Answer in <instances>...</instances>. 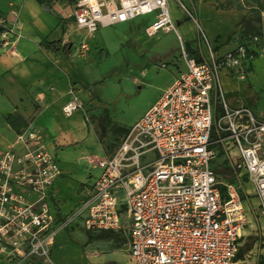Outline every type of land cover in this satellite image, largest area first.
I'll list each match as a JSON object with an SVG mask.
<instances>
[{
  "label": "built area",
  "instance_id": "obj_1",
  "mask_svg": "<svg viewBox=\"0 0 264 264\" xmlns=\"http://www.w3.org/2000/svg\"><path fill=\"white\" fill-rule=\"evenodd\" d=\"M169 3L74 2L75 25L88 35L157 10L146 33L176 32L186 64L116 152L98 162L101 173L81 203L83 225L92 234H127L133 264H244L238 253L247 242L249 214L260 228L264 219V117L249 106L229 104L220 80L233 72L225 59L237 62L246 53L240 48L238 57L220 54L201 29L185 47ZM79 49L86 53L90 47L83 42ZM64 110L69 116L79 107L70 103ZM219 157L234 181L215 169ZM60 177L55 155L35 128L16 133L0 150V264L53 263L52 248L64 226L54 206ZM242 184H250L253 193ZM251 195L256 203L247 205Z\"/></svg>",
  "mask_w": 264,
  "mask_h": 264
},
{
  "label": "rangeland",
  "instance_id": "obj_2",
  "mask_svg": "<svg viewBox=\"0 0 264 264\" xmlns=\"http://www.w3.org/2000/svg\"><path fill=\"white\" fill-rule=\"evenodd\" d=\"M47 2L55 5L58 10L68 9L71 12L75 1L47 0ZM182 2L193 12L194 19L186 21L188 18L177 0H170L169 9L185 47L197 39L198 31L201 29L220 54L232 53L238 57L240 55L238 50L243 48L246 58L242 57L237 62L225 59V64L233 71L230 73L231 76L225 77L223 74L221 77L225 97L229 104L249 106L256 116L264 117V0H182ZM157 14L156 10L125 23L103 27L92 35L79 29L72 33L76 37L74 49L81 42L87 43L90 47L86 53L79 50L78 55L94 59L95 71L85 76L87 79L85 84H93V87L88 92L80 80L72 81L68 87L71 100L62 105L59 112L66 118L64 108L70 103L78 104L79 110L76 112L83 113L89 135L94 140L93 148L97 152L96 155L103 152L108 157L112 156L121 145L126 130L144 116L186 68L181 56L182 44L176 32L161 31L153 37L146 33V28L156 20ZM70 20L75 25L72 16ZM0 27L3 31L10 29L6 22L0 23ZM234 71H237V74H233ZM45 106L44 103L36 101L27 102L8 123L17 133L27 131L40 117L39 114L44 112ZM102 116H106L104 125L99 124V118ZM0 121L2 123L0 125H4V119L1 118ZM36 128L44 130L41 126ZM2 142L4 132L0 127V150H4V145L1 147ZM52 145L51 151L63 176L68 177L70 172L80 174L83 166L78 170L77 151L86 150V142L77 143V147ZM65 153L70 158H67ZM93 161L98 164V159L94 158ZM214 165L220 174V171L229 170L224 157H219ZM97 174L98 171L95 175ZM242 186L249 194L253 193L250 184ZM245 200L247 205H250V200L256 203L253 195L250 198L245 197ZM81 206L82 204H78L62 220L64 226L58 230L51 252L52 264H133L128 250L127 234L111 233L110 238L99 239L97 234H92L84 228ZM260 223L261 228L253 215L249 214V225L245 230L247 239L255 237L264 241V219H261ZM89 235L94 239L90 240ZM255 247L256 245L253 248ZM240 261H244V264H264V243H258L256 251L244 256ZM22 264L47 263L40 260Z\"/></svg>",
  "mask_w": 264,
  "mask_h": 264
},
{
  "label": "crops",
  "instance_id": "obj_3",
  "mask_svg": "<svg viewBox=\"0 0 264 264\" xmlns=\"http://www.w3.org/2000/svg\"><path fill=\"white\" fill-rule=\"evenodd\" d=\"M52 8V12L44 11L38 0H0V21L5 20L10 25L9 30L0 34V119H4V125H0L4 132L1 147L4 145V150L7 149L17 133L6 116L12 118L21 111L23 104L32 101L46 105L30 129L43 127L44 130H37L44 136L50 150L52 144L77 147V143L86 142V150L77 151L78 170L83 166L80 174L70 172L64 177L60 169L61 177L56 182L54 206L56 214L59 211L58 219L63 220L82 203L87 189L98 179L101 170L94 158L99 162L106 155L103 152L96 155L94 140L89 135L82 111L76 112L67 125L64 124L66 118L59 112L62 105L71 100L69 84L76 80L87 83L84 70L94 69V59L78 55L83 42L74 49L76 37L72 33L78 28L70 20L73 9L70 12L68 9L58 10L55 5ZM55 41H61L63 47L71 44L70 58L67 59L63 51L54 52L47 48L48 43ZM222 92L226 98L223 85Z\"/></svg>",
  "mask_w": 264,
  "mask_h": 264
},
{
  "label": "trees",
  "instance_id": "obj_4",
  "mask_svg": "<svg viewBox=\"0 0 264 264\" xmlns=\"http://www.w3.org/2000/svg\"><path fill=\"white\" fill-rule=\"evenodd\" d=\"M38 2L40 3V5L44 9V11H47V12L53 11L52 5L50 3H48L47 0H38ZM186 21H189V19H186ZM246 26L251 27L250 25H246ZM252 30H254V29H252ZM2 32H3V28L0 27V34ZM252 33H253V31H252ZM47 48L49 50L54 51V52L63 51V53L67 59L71 57V44L70 43L63 47L61 41L50 42L47 44ZM81 83H82L83 88L88 92L93 87V84L86 85L85 82H81ZM10 118H11L10 115L6 116V120H8V122H9ZM105 119H106V116H102L101 118H99V124L104 125ZM128 130H126V132H125L126 134H127ZM220 172L228 180H230V181L235 180V177L232 176L230 169L229 170H223ZM57 214L59 216V211H57ZM111 235H112L111 232H103L101 234H98L97 237L99 239H107V238H110ZM88 237L90 240L94 239L92 235H89ZM256 241H257V238H255V237H249L247 239V242L245 243V245L239 249V253H238V259L239 260L243 259L244 255L254 247V244Z\"/></svg>",
  "mask_w": 264,
  "mask_h": 264
},
{
  "label": "bare ground",
  "instance_id": "obj_5",
  "mask_svg": "<svg viewBox=\"0 0 264 264\" xmlns=\"http://www.w3.org/2000/svg\"><path fill=\"white\" fill-rule=\"evenodd\" d=\"M84 71H85V72H84V75H85V76H87L88 73H93V72H94V70H93L92 67H90V68H88V69H86V70H84ZM74 116H75V113L70 114L69 116L67 115L66 119L64 120V124L67 125V124L69 123L68 120L71 119V118L74 117Z\"/></svg>",
  "mask_w": 264,
  "mask_h": 264
}]
</instances>
